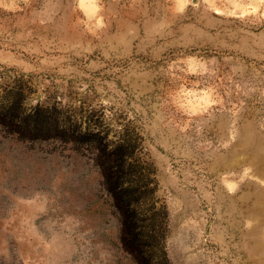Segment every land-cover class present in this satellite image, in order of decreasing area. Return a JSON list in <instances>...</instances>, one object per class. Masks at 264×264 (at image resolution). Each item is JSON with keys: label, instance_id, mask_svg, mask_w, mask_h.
<instances>
[{"label": "rangeland", "instance_id": "rangeland-1", "mask_svg": "<svg viewBox=\"0 0 264 264\" xmlns=\"http://www.w3.org/2000/svg\"><path fill=\"white\" fill-rule=\"evenodd\" d=\"M0 264H135L79 136L122 146L171 264H264V0H0Z\"/></svg>", "mask_w": 264, "mask_h": 264}, {"label": "trees", "instance_id": "trees-1", "mask_svg": "<svg viewBox=\"0 0 264 264\" xmlns=\"http://www.w3.org/2000/svg\"><path fill=\"white\" fill-rule=\"evenodd\" d=\"M9 106L0 113V124H26L34 135L50 132L42 116L21 117L20 99ZM79 138L93 145L97 153L106 190L118 215L124 252L135 264H171L166 250L167 212L164 207L157 206L147 179L131 178L134 163L129 161L122 146L111 148L100 132L87 131Z\"/></svg>", "mask_w": 264, "mask_h": 264}]
</instances>
